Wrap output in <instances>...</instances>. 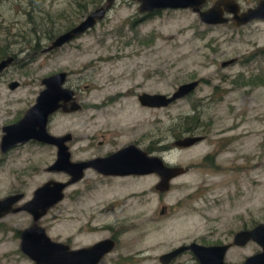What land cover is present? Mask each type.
<instances>
[{"label":"rangeland","instance_id":"rangeland-1","mask_svg":"<svg viewBox=\"0 0 264 264\" xmlns=\"http://www.w3.org/2000/svg\"><path fill=\"white\" fill-rule=\"evenodd\" d=\"M104 3L0 0V41L10 40L15 55L0 77V140L2 126L34 103L41 78L66 71L68 87L89 109L57 115L48 130L72 134L71 161L137 140L149 154L187 171L159 192L155 173L105 177L87 168L38 223L53 240H70L74 247L114 234L116 247L98 264H161V254L184 243L231 242L237 231L264 221V82L248 81L264 76V21L239 28L207 25L190 9L142 19L137 2L116 0L95 27L55 52H39L50 41L47 33L66 31ZM6 34L22 35L25 44ZM36 36L38 52L26 44ZM230 59L235 60L221 65ZM196 79L200 84L191 95L167 107L144 109L135 96L170 94ZM12 81L19 86L10 89ZM118 92L127 94L95 108ZM193 104L203 111L202 125L193 134L205 139L176 148L178 120L192 112ZM104 137L107 143L100 148ZM207 156L214 158L213 165L204 162ZM55 158L52 146L34 140L0 151V198L22 192V204L46 181H67L65 172L47 171ZM30 215L22 211L0 218V264L32 263L19 247L20 231L32 224ZM258 251L260 246L249 241L230 247L224 260L238 264ZM197 263L186 252L171 264Z\"/></svg>","mask_w":264,"mask_h":264},{"label":"water","instance_id":"water-1","mask_svg":"<svg viewBox=\"0 0 264 264\" xmlns=\"http://www.w3.org/2000/svg\"><path fill=\"white\" fill-rule=\"evenodd\" d=\"M138 2V12L149 13L154 9L166 8H191L198 13L199 19L205 24H220L222 19L212 18L211 11H200L197 0H135ZM116 0H105L101 5L90 11L80 22L66 31L58 34L42 52L60 48L76 39L81 34L95 27L103 20ZM245 18L236 25H242L255 18L264 19V1L259 6L245 14ZM235 59L222 62L226 66ZM14 61L13 56H8L0 61V73ZM67 73L61 71L45 77L42 80L44 88L40 91L34 104H32L16 122L2 127L0 140L1 153L7 152L12 147L30 140L55 145L57 157L46 169L47 171H63L70 178L65 181L49 180L33 193L31 199L18 204L24 198V193L18 192L0 198V218L9 213L28 212L33 217V224L20 232L19 247L31 261V264H97L102 257L115 245L111 239L98 241L92 246L71 250L67 244L53 241L38 225L37 220L46 214L47 210L60 202L64 197V189L80 180L84 170L91 167L104 175H146L155 173L159 181L154 188L159 192L168 191L171 181L184 174L187 168L179 165H170L160 155L148 154L145 150L135 145L125 146L104 158H94L88 161L72 162L66 141L71 139V134L55 136L48 132L47 123L49 115L57 109L76 111L81 107L74 96V91L63 86ZM200 80L182 83L170 94L141 92L137 96L138 102L146 107L162 108L171 105L179 99L192 94ZM19 86V82L12 81L10 89ZM61 101H63L61 103ZM66 101L69 102L68 108ZM204 140L200 134L184 135L174 140L173 144L179 148H189ZM164 208L160 210L162 214ZM253 241L260 246V251L246 257L239 264H264V221L252 228L237 231L230 243L203 245L195 241L181 244L168 252L161 254L158 260L161 264H171L178 257L190 252L198 264H232L225 262V254L231 246H244Z\"/></svg>","mask_w":264,"mask_h":264},{"label":"flooded vegetation","instance_id":"flooded-vegetation-1","mask_svg":"<svg viewBox=\"0 0 264 264\" xmlns=\"http://www.w3.org/2000/svg\"><path fill=\"white\" fill-rule=\"evenodd\" d=\"M133 1H135V0H133ZM198 1V4L196 5L195 4V6H197V7H199V10L200 11H213L212 12V18H214V19H222V20H224V22L223 23H220V24H226V25H228V26H231V27H235V28H239V27H243V26H246V25H249V24H252V23H255V22H258V21H264V19H261V18H255V19H251V20H249V21H247L246 23H244V24H242V25H236L238 22H240L241 20H243L244 18H245V14H248L250 11H252V10H254V9H256L258 6H259V4L262 2V1H264V0H197ZM135 2H137V1H135ZM138 3V2H137ZM138 8V7H137ZM179 9H190V10H192L191 8H166V9H158V10H156V9H154L153 11H151V12H149V13H142V15H141V18L142 19H145V18H150V17H153V16H155V15H157V14H159V13H161V12H163V11H165V10H179ZM193 11V10H192ZM193 12H195V11H193ZM140 13V12H139ZM196 13V12H195ZM141 14V13H140ZM198 14V13H197ZM199 17V16H198ZM203 23V22H202ZM205 24V23H204ZM220 24H211V25H220ZM207 25H209V24H207ZM57 36V35H56ZM55 36V37H56ZM54 39V38H53ZM52 39V40H53ZM52 40H50V41H48L49 43L45 46V47H47L49 44H50V42L52 41ZM44 46H43V48H41L40 49V53L41 54H50V53H52V52H55L56 50H58V49H60V48H55V49H52V50H50V51H48V52H42V50L45 48ZM63 47V46H62ZM38 52V51H37ZM36 52V53H37ZM9 56H13L14 57V61H15V55L13 54V55H9ZM6 57H8V56H6ZM6 57H3V58H6ZM3 58H1L0 59V61L3 59ZM13 61V62H14ZM12 62V63H13ZM10 66V65H9ZM8 66V67H9ZM8 67H6L1 73H0V77L2 76V74L4 73V71L8 68ZM59 72H61V71H59ZM66 72V71H65ZM56 73H58V72H56ZM67 73V75H66V79H65V81H64V84H63V86L65 87V88H69L68 87V72H66ZM53 74H55V73H53ZM53 74H50V75H53ZM50 75H47V76H45V77H48V76H50ZM45 77H43V78H41V81H40V83H41V85H42V88L39 90V92H38V95H39V93H40V91L44 88V86H43V84H42V80L45 78ZM70 89H72V88H70ZM73 90V89H72ZM74 91V90H73ZM126 94L127 93H123V92H118V93H115V94H113L112 96H109V98H107L106 99V101H104L103 103H101V105L100 106H98V105H94L95 106V108L96 109H101V106H105V105H107V104H110V103H113L114 101H116L117 99H120L121 97H123V96H126ZM37 95V96H38ZM37 96H36V98H37ZM74 96H75V98H76V100L78 101V99H77V97H76V93H75V91H74ZM136 97L138 96V94L137 95H135ZM36 98H35V101H36ZM34 101V102H35ZM63 101H61V103H62ZM79 102V101H78ZM80 103V102H79ZM34 104V103H33ZM140 104V103H139ZM68 105H69V102L68 101H66V107L68 108ZM81 105V107L79 108V109H77L76 111H78V110H82V109H89V107L87 106V107H84L83 106V103L82 104H80ZM31 106V105H30ZM140 106L142 107V108H144V109H147V108H151V107H146V106H143V105H141L140 104ZM102 107V108H103ZM95 108H93V109H95ZM71 112H75V111H71ZM25 113V112H24ZM23 113V114H24ZM68 113H70V112H68V111H64V110H62V108H59V109H57L55 112H53L52 114H50L49 115V118H48V123H47V130H48V124H50V122L57 116V115H61V114H63V115H68ZM23 114L16 120V121H18L22 116H23ZM15 121V122H16ZM14 123V122H13ZM3 127V126H2ZM1 130H2V128H1ZM48 132L50 133V134H52V135H55V136H63V135H66V134H68V132L67 133H65V134H53V133H51L49 130H48ZM189 135V134H188ZM190 135H193V134H190ZM204 139H205V135H204ZM71 141H73V136H72V134H71V139L69 140V141H66V145H67V147H68V143L69 142H71ZM36 142H38V141H36ZM38 143H40V144H45V145H49V146H52L55 150H56V157H57V147L55 146V145H51V144H46V143H42V142H38ZM107 143V141H106V137H104L101 141H99V144H98V146L100 147V148H104V147H102V146H104L105 144ZM130 144H132V145H135V146H138L139 148H141V146H140V142L139 141H137V140H134V141H131V142H128V143H126V144H124V145H122L121 147H119V148H117L116 150H113V151H107L106 153H101V154H96L95 156H91V157H88V158H84V159H82V160H79V161H88V160H91V159H94V158H97V157H100V158H104V157H107L108 155H110V154H112V153H114L115 151H117V150H119V149H121V148H123V147H125V146H128V145H130ZM173 146H174V144H173ZM15 147V146H14ZM172 147V146H171ZM175 147V146H174ZM13 148V147H12ZM11 148V149H12ZM176 148H179V147H176ZM11 149H9V150H11ZM141 149H143V148H141ZM180 149H183V148H180ZM8 150V151H9ZM68 150H69V147H68ZM143 150H145V149H143ZM7 151V152H8ZM146 151V150H145ZM70 152V151H69ZM147 152V151H146ZM6 153V152H5ZM148 153V152H147ZM149 154V153H148ZM56 159V158H55ZM71 160V159H70ZM72 162H77V161H72ZM89 168H91V167H89ZM97 172V171H96ZM97 174H99V175H101V176H105V177H120V176H124V177H127V176H130V175H104V174H101V173H99V172H97ZM68 176V175H67ZM84 176V175H83ZM69 178H70V176H69ZM82 179V178H81ZM49 181V180H48ZM47 182V181H46ZM64 182V181H63ZM77 182V181H76ZM75 183V182H74ZM39 187V186H38ZM65 190V189H64ZM16 193H18V192H16ZM10 195V194H9ZM64 198V197H63ZM63 200V199H62ZM61 200V201H62ZM60 201V202H61ZM59 203V202H58ZM57 203V204H58ZM56 205V204H55ZM54 205V206H55ZM53 207V206H52ZM51 207V208H52ZM51 208H49L48 210H50ZM48 210H47V212H48ZM46 212V213H47ZM28 213V212H27ZM46 215V214H45ZM45 215H43L42 217H40L38 220H37V224L38 225H40L38 222H39V220L41 219V218H43ZM31 216V219H32V224H33V217H32V215H30ZM4 217V216H3ZM2 218V217H1ZM31 224V225H32ZM31 225H29V226H31ZM28 226V227H29ZM40 226H42V225H40ZM43 227V226H42ZM27 228V227H26ZM44 228V227H43ZM25 229V228H24ZM45 229V228H44ZM244 229H247V228H244ZM22 231V230H21ZM20 231V232H21ZM45 232H46V234L48 235V233H47V231H46V229H45ZM20 235V234H19ZM49 236V235H48ZM50 237V236H49ZM51 238V237H50ZM52 239V238H51ZM104 239H111V240H113L114 242H115V245H114V247L108 252V253H106L103 257H102V259L107 255V254H109V253H111L112 252V250H114V248L116 247V245H117V241H118V239H117V237L114 235V234H112V233H110L109 234V236H107V237H105V238H103V239H100V240H98V241H101V240H104ZM53 240V239H52ZM53 241H57V240H53ZM98 241H96V242H94V243H92V244H90V245H86V246H80V247H74L73 246V244L71 243V241L70 240H68V243H66V242H62V241H58V242H62V243H65V244H67L68 245V247L71 249V250H76V249H80V248H85V247H89V246H92L93 244H95V243H97ZM230 243V242H229ZM232 247V246H231ZM250 256V255H249ZM248 257V256H247ZM101 259V260H102ZM246 259V258H245ZM244 259V260H245ZM100 260V261H101ZM243 260V261H244ZM99 261V262H100ZM242 261V262H243ZM98 262V263H99ZM241 262V263H242ZM97 263V264H98ZM239 264V263H238Z\"/></svg>","mask_w":264,"mask_h":264},{"label":"trees","instance_id":"trees-1","mask_svg":"<svg viewBox=\"0 0 264 264\" xmlns=\"http://www.w3.org/2000/svg\"><path fill=\"white\" fill-rule=\"evenodd\" d=\"M74 24H71L70 28L73 27ZM6 36L9 37H15L18 38L21 41H17V42H22V39L20 38V34H6ZM56 34L54 32H50L46 34V37L49 40H52L53 38H55ZM26 37V36H25ZM37 41L35 40H27L26 44L30 45V49L32 51L36 50L38 51L39 48H41V44L39 42L38 36H36ZM25 44V43H24ZM11 43L10 40H4L3 42L0 41V59L3 57H6L8 55H13V53L10 51L9 47H10ZM249 83H263L264 82V76L262 75H255L252 78H250ZM191 95V94H190ZM201 105V104H200ZM200 105L199 104H193L192 106V112L190 114H186L184 116H181L178 120V125L180 126L178 134H176L177 138L182 137L184 134H193L195 131H197V129L202 125L201 124V120H203V111L199 110L200 109ZM167 146H164L162 149H167ZM204 162L208 163L209 165H213L214 163V158L213 157H206L204 158ZM198 264V263H197Z\"/></svg>","mask_w":264,"mask_h":264}]
</instances>
